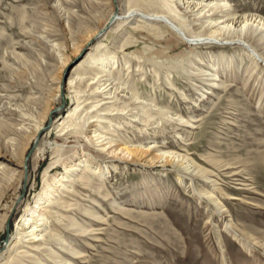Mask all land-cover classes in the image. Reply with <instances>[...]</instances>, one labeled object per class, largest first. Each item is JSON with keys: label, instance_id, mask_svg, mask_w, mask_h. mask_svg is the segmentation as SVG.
I'll return each instance as SVG.
<instances>
[{"label": "rangeland", "instance_id": "rangeland-1", "mask_svg": "<svg viewBox=\"0 0 264 264\" xmlns=\"http://www.w3.org/2000/svg\"><path fill=\"white\" fill-rule=\"evenodd\" d=\"M116 1L124 13L129 0ZM230 2L228 11L236 17L264 16V0ZM113 4L0 0V143L17 147L15 157H0L14 173L0 174V247L7 223L9 246L36 206L45 179L64 173L84 144L81 135L58 137L50 126L26 172V157L37 140L33 144L30 133L22 136L15 129L31 127L30 119L46 120L51 108L53 120L61 119L73 107L68 92L54 101L63 63L69 61L67 74L82 54L103 44L107 57L121 61L130 55V66H119L124 76L115 82L118 95H125L126 81L135 89L127 95L129 105L116 102L111 117L107 133L116 141L112 150L118 151L103 152L98 159L111 173L103 179L89 177L87 185L76 183L71 195L59 193L62 204L50 209L54 233L81 256L54 243L53 251L75 264H264V66L239 46H190L171 30L145 29L140 22L116 25L87 43ZM187 20L190 32L200 35ZM63 96L66 109L58 114L54 111L63 105ZM84 133L89 135V129ZM125 138L135 147L156 141L159 148L181 154L182 162L148 163L158 155L154 149L143 159L129 157L120 151ZM63 144L60 162L49 168L54 149ZM73 220L80 226H73ZM6 260L0 253V264ZM48 260L43 262L57 264Z\"/></svg>", "mask_w": 264, "mask_h": 264}, {"label": "bare ground", "instance_id": "bare-ground-1", "mask_svg": "<svg viewBox=\"0 0 264 264\" xmlns=\"http://www.w3.org/2000/svg\"><path fill=\"white\" fill-rule=\"evenodd\" d=\"M112 6L113 9L110 16L96 33L87 36V43L91 40H99L102 35L106 34L109 29L116 25L125 26L126 28V25H136L137 22H140L142 23L141 27L145 29L171 30L190 46L204 44L239 46L247 51V54L254 59L257 65L264 66V16L253 13L251 15L236 17L228 11V9L230 10L231 8L230 0H129L127 5L128 9H125L126 11L124 13L121 12L118 1L114 2ZM141 6L144 7V10L141 9ZM189 18L198 26L197 29L202 32L200 35H195L190 32L189 27L191 23L187 20ZM131 27L132 29H138L136 26ZM124 31L129 32L126 29ZM85 47L86 45L78 48L77 53L79 54L82 48ZM102 47L103 44H100L98 47L90 49L86 55L82 54L84 58L82 57L83 59L81 58L82 60H79V63H75V61L69 68L71 70L76 65L71 73H69V78L66 82H64L66 76L65 69L69 61L63 63V69L58 81L54 101H59L61 94L66 95V92H68L73 99V107H70L61 119L56 122L53 120L54 109L51 108L47 111V119L44 118L46 120L36 122L30 119V121L33 122V124H31L33 131L31 127L15 129V132L22 136L30 133L34 144L39 135H43L44 131L50 129L49 127L48 130H46L48 127L47 124L51 119V129L57 131L58 137L68 135L67 138H69V135L79 134V137L82 136L84 144L79 147L77 160L67 165L64 173L53 178L52 181H48L47 178L45 179L43 191L31 215L24 219V224L20 227L17 234L13 236L10 245L7 246L8 242L3 248L0 247L1 256H7V260L3 264H24L26 260L33 262V264H48L46 261V263L43 262L46 257L57 264H75L66 260L61 251H53L51 247L53 243L60 246L61 250L63 249V251L71 253L74 256L79 257L82 254L73 247L66 248L62 244L64 242L62 237L54 233V225L50 222L52 219L51 216L54 214L50 209L53 208L54 205L62 204L61 201L63 200V196L59 193L71 195L75 192L72 191V189L76 183L87 185L86 181L89 180V177L103 179L111 173V168L106 164L98 162V159L103 157V152H107L108 155H110L118 151L117 149L112 150V146L116 141H114L112 137L109 138L107 133L112 130L111 117L112 115L114 116L113 113L118 110L116 109V102L123 101L125 105H129L131 99L128 100L129 98H127V95L130 94V91L132 92V90L135 89H132L130 85L132 82L126 81L123 83V85L126 86V89L123 91L125 95H118L119 90L115 82L123 80V74L119 66L120 64H124L126 67L130 66V55H124L120 61L115 57H107ZM87 49L85 51H87ZM260 49L263 51L260 52ZM117 69L119 70L115 71ZM118 104L120 103L118 102ZM57 109L54 112H58V114L63 111L62 106L59 107L58 110ZM180 121L184 122V119L180 117ZM186 123L188 122L186 121ZM87 128L89 129V135L83 136ZM80 141L81 139L79 142ZM9 143L8 141L2 144L0 143L1 158L6 159L8 155H10V157L16 156L17 147L14 146L13 143H10L12 148L9 152L10 154H8L7 146H9ZM131 143L129 138H125L123 140L124 146L120 149V151L129 157L135 156V158L143 159L152 149L157 151L158 155L152 157L147 161L148 163H164L167 159L175 162V160L182 159V155L175 151L159 148L156 141L148 143L143 147L142 144H140L139 147H135L132 145L133 143ZM63 146L64 144L54 149V161L50 164L49 168L54 167L60 162ZM82 148L89 151V153L82 151ZM27 157L24 163L26 172L29 169V160L27 161ZM10 170L8 164L4 161H0L1 175L6 176L8 173H11ZM48 171L49 169L46 171V176ZM11 174L14 175L13 172ZM201 174H203V172ZM20 179L23 181L24 172L21 173ZM26 182L27 181H25L24 186L26 185L27 187ZM16 204L18 203H15L14 206H16ZM14 206L12 208H14ZM42 208H48L46 211L47 213L42 212ZM86 212L90 216H95L91 210ZM2 217L6 222L9 218V214L6 213ZM72 225L75 227L80 226L75 220L72 221Z\"/></svg>", "mask_w": 264, "mask_h": 264}, {"label": "water", "instance_id": "water-1", "mask_svg": "<svg viewBox=\"0 0 264 264\" xmlns=\"http://www.w3.org/2000/svg\"><path fill=\"white\" fill-rule=\"evenodd\" d=\"M113 1L116 2V0H113ZM83 55H84V54H83ZM83 55H82L81 57H79V58L76 60L75 63H77V62L83 57ZM69 71H70V69L67 71V74H66V76H65L64 82H66L67 78L69 77ZM62 107H63V110L66 109V108H65V102H63ZM50 125H51V121H50L48 127L46 128V130H48V128L50 127ZM40 139H41V135L38 136L37 141H36V144L34 145L33 149L30 151V153H29V155H28V157H27V161L30 159V157H31V155H32V153H33V151H34V149L37 147L38 142H39ZM26 167H27V164H26ZM25 193H26V185L24 186L23 193L21 194L19 200H22V199L24 198ZM10 238H11V228H10V224H9V222H8V223H7V228H6V238H5V240H4V245H6V244L9 242ZM0 250H1V248H0Z\"/></svg>", "mask_w": 264, "mask_h": 264}]
</instances>
